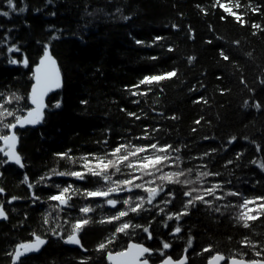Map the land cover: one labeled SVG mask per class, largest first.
Wrapping results in <instances>:
<instances>
[{
    "label": "trees",
    "instance_id": "16d2710c",
    "mask_svg": "<svg viewBox=\"0 0 264 264\" xmlns=\"http://www.w3.org/2000/svg\"><path fill=\"white\" fill-rule=\"evenodd\" d=\"M219 3L241 15L246 23L242 25L225 13L217 0H14L16 11L9 8L7 0H0V11L10 13L0 16V93L22 97L6 107L18 115L30 109L31 69L46 45L62 77V89L47 100L41 126L16 133L17 153L24 166L0 165V188L5 192L0 195V206L7 216L0 221V264H10L8 253L17 244L32 241L34 233L47 243L38 254L23 258L24 264H81L86 257L91 258L88 264H106V253L119 251L128 242L152 243L153 247L170 242V255L178 259L188 247L189 238L192 247L187 253L188 264H206L209 253H196L209 246L213 254L219 252L229 258L264 259L255 255L264 248V216L247 221L249 227L245 228V221L237 218L244 211L239 208L222 207L215 212L197 202L177 221L168 220L165 213L157 215L159 209L146 204L151 211L123 219L131 218L134 224L148 227L153 238L148 239V233L141 229H129L128 235L117 234L116 242L100 252L98 245L107 243L118 222L99 221L124 209L122 204L112 208L101 198L73 196L69 203L75 207L57 212L54 206L58 202L47 199L59 191L56 184L63 188L71 183L81 190L99 187L98 178L89 175L87 181H79L54 175L53 169L80 171L81 157L102 155L105 148H115L120 138L136 145L158 140L161 146L170 144L180 149L169 153L173 158L180 157L177 169L191 179L203 180L206 187L219 181L225 191L242 193L249 200L264 196V169L260 167L264 164V0ZM253 24L261 28H253ZM156 37L162 39L156 41ZM137 40L143 43L137 44ZM9 48L19 51L10 52ZM221 49L228 60L222 58ZM190 57H194L191 63ZM25 58L27 67L11 62ZM173 70L177 76L154 84L148 95L131 94L136 91L131 86L144 76ZM147 87L141 85L140 90ZM257 102L260 109L255 107ZM129 113H136L140 119ZM7 119L14 122L11 117ZM146 127L154 139H136L144 135ZM233 137L236 139L228 143ZM69 150L76 163L55 155ZM209 152L211 155H204ZM4 160L0 152V161ZM122 171L125 174L113 179H125L128 170ZM205 171L220 175H199ZM41 177L45 178L43 182ZM166 190L174 191L176 198L165 212H180L188 199L183 195L185 188L168 184ZM33 193L41 200L34 203ZM162 199L169 197L162 193L153 204L165 207L159 203ZM229 202L239 204L243 199L228 196L214 204ZM86 204H91L94 211L88 214L91 222L79 234L87 249L83 251L65 245L63 238L70 234L71 223L83 216L79 208ZM248 207L255 209L256 205ZM49 212L51 222L45 224ZM64 219L70 223L65 224ZM178 225L181 232L173 236ZM52 228L59 237L52 234ZM245 237L256 245L255 249L245 246Z\"/></svg>",
    "mask_w": 264,
    "mask_h": 264
},
{
    "label": "snow or ice",
    "instance_id": "6c2138e0",
    "mask_svg": "<svg viewBox=\"0 0 264 264\" xmlns=\"http://www.w3.org/2000/svg\"><path fill=\"white\" fill-rule=\"evenodd\" d=\"M7 4L12 11H16V6L14 4V0H7ZM217 6L225 13L232 15L235 17L236 21L241 23L242 25L246 23L241 15H238L236 12H233L232 9L224 3H219L217 0ZM237 8L240 7L239 3H237ZM19 11H24V9H19ZM256 11V9H253ZM10 13L8 11H0V16L8 17ZM124 19H129V17H124ZM221 19L223 20L224 17L222 16ZM173 27H176L173 25ZM253 28H261L260 25L253 24ZM255 34V33H254ZM162 39L161 37H156L155 40L159 41ZM137 44H142V41L137 40ZM211 43V41H209ZM236 43H239L238 41ZM172 51L171 48L168 49ZM9 51H19L17 48H9ZM220 54L224 60H228L229 57L224 53L223 49L220 50ZM152 59H157V57H153ZM194 57L189 58V63L192 62ZM12 63H23L25 67L29 66L28 60L25 58L23 61L12 60ZM177 76V72L175 70L164 72L162 74H152L146 75L136 85L131 86V88L136 89V91H132V95H148V93L153 91L152 86L154 84H159V82L171 79ZM221 79L222 77H217ZM34 79L36 83L32 86L31 94L29 99L31 103L36 107L34 109H29L26 115H18L16 112L6 105H11L14 102L18 103L22 97L16 95L15 93L10 94L9 96H5L4 93H0V141L3 142L4 148H0V152H3L4 156L7 157V160L0 161V165L7 164L9 162L15 163L20 167L24 165L21 162V156L17 153L16 143H17V134L14 131L15 129L23 128L26 125H36L41 122L43 118L42 113V103L41 98L44 95L45 89H50L51 86L59 87L60 86V74L59 70L56 67V61L50 55L48 47L45 46L43 56L40 59L39 64L36 66L34 70ZM241 83H244L241 80ZM264 84V81H261ZM141 85L148 86L144 90H140ZM195 90V86L193 88ZM162 91V89H161ZM199 103L200 100L195 101ZM86 103V102H82ZM134 103H139V101H134ZM247 101L245 104L247 105ZM59 107V104L56 105ZM255 107L257 109L261 108V105L257 102ZM130 116H134L136 119H140L136 113H129ZM13 118L14 122H8L7 118ZM175 119V117H172ZM199 124V121H196ZM5 130H7L8 134H5ZM196 129H193L195 131ZM153 131H159V129H154ZM136 139H145V140H153V136L149 133L147 127L145 128V132L143 136L136 137ZM236 138L233 137L229 140L228 143H232ZM121 142L117 144L115 148L107 149L105 148V152L102 155L98 154H88L87 156L81 157L82 160L81 169L80 171L77 170H70V171H57L53 169V174L57 176H71L74 177L76 180L79 181H87L88 176H92L98 178L96 183L99 184L95 190H81L79 188L74 187L73 184L69 183L66 187L61 188L60 184L54 185L59 191L56 194H51L48 196V201H55L58 202L57 205L54 206V210L57 212H64L66 209L74 208V204H70L69 201L73 199V196H82L84 199L89 198H101L104 203L112 208H117L118 203H123L125 206L124 209H118L115 215H110L108 217L102 218L99 222L100 223H109L112 224L114 222H118L115 227V232L112 234V237L108 238L107 243L101 242L98 247L97 251L104 252L107 250L108 244H112L116 242L117 234H129V229H141L143 232L148 233V239H152V233L149 231L148 227H144L139 224H134L132 219L129 218L128 220H124L123 218L129 217L130 214H135L139 216L142 212L151 211L150 208L146 207L145 205H153V207L158 208L157 215L161 213H165L167 215L168 220H177L179 221L182 216L188 215V209L190 207H196L197 202L207 205L215 212H220L221 208L227 207H234L239 208L241 211L238 214V219L245 221L243 226L245 228L249 227L247 221L257 220L259 217L264 216V196L254 197L253 199L249 200L243 197L242 193H238L233 190H224V185L222 182H215L212 184L211 187H191L189 190L184 191L183 195L188 199L184 202L183 209L180 212H165V209L168 205H171L175 198L176 194L172 190H166L168 184H179L182 186H189L193 184V181L188 179L181 180V177L185 176V172L180 169L175 172L171 173H164L163 169L165 167H171L173 163L176 164V167L179 168V164L177 163L180 160L179 156L173 158L169 153L171 152H179L180 149L173 148L172 145H163L159 144V141L144 144V145H136L133 144L131 141H125L124 138H120ZM104 145L108 144V141L105 140ZM258 150L259 146H258ZM216 149H212L211 152H215ZM211 152L205 153V156L211 155ZM60 159H70L73 163H76L75 157H72L69 152L65 153H57L55 154ZM90 157V158H89ZM239 158V156L237 157ZM171 162V163H170ZM228 164L233 163L232 161H228ZM202 167H206L202 165ZM260 167L264 169V164H260ZM123 169H127L126 178L125 179H113V177L117 176V174H125L123 173ZM191 172V169L188 170ZM157 173H160L157 176ZM202 177H210V176H219V173H212V172H201L199 174ZM156 177L161 181H165L166 183L156 184L155 187H145V185H152L155 184V180H147L144 181V177ZM50 178V177H49ZM27 176H25V180H27ZM45 178L41 177L40 180L43 182ZM143 181V183H136L135 181ZM103 181V183H100ZM230 183V182H229ZM29 188H32L33 185L29 184ZM48 186V185H45ZM134 189H142L144 192L148 193V196H140L137 195L135 197L128 196V198L121 200L119 197V193L121 192H128L132 193ZM4 190L0 188V192ZM220 193L219 195L217 193ZM161 193H164L165 196L169 197V199H162L159 201L160 204H163L165 207L160 208L159 204H153L156 200V197L160 196ZM195 193V195H194ZM207 197H212L211 200L206 199ZM228 196H240L243 199V203L233 204L229 202L228 204L216 206L214 201H222L225 200ZM17 199L13 197L12 200ZM41 200L39 196L33 193V202ZM138 201V202H137ZM259 201V203H258ZM11 203V201H9ZM250 204L256 205V208H249ZM103 207V204L100 205ZM50 207H53L50 205ZM94 209L91 204H86L79 208V212L83 214L80 218H77L74 223H71V231L70 234L66 236L64 239V243L70 245H77L82 250L87 251V249L83 248L81 243V239L79 234L82 232L84 226L88 225L91 220L88 217L90 212H93ZM255 212V214H253ZM222 214V213H221ZM52 213L49 212L44 217V223L49 224L50 217ZM0 218H7L6 213L2 206H0ZM56 219L59 218L55 217ZM65 224H69L70 221L68 219H64ZM62 227V225H59ZM165 227H168L167 222H165ZM52 234L57 235L59 237V233H57L56 228L51 229ZM181 232V227L178 225L173 230L172 235L175 236L176 234ZM34 240L32 242L27 243H19L16 245L14 251L12 253H8L11 257V264H24L23 257L33 252H38L43 245L46 244V240L41 238L40 235L33 234ZM245 246H251L253 249L256 248L255 244H252L250 240L245 237L243 241ZM188 247L184 249L185 255L180 257L179 259L173 260V258L164 250H167L171 247V243L167 241H162V249H158L162 256L165 258L162 261V264H188V249L192 247V239L189 238L187 241ZM214 249L209 246L202 249L201 252L196 253L197 255L203 256L204 253H209L207 257H205L207 264H219L220 261L226 260L229 264H246V262L241 259H236L234 256L229 258L225 255L215 252L213 254ZM145 254L151 256L153 254V250L145 247L141 244H128V250L117 252L115 253V264H149V259L145 257ZM255 255L257 257H264V248L260 251H256ZM107 258L109 261L114 260V256L112 252H107ZM90 257L83 258L81 260V264H88ZM247 264H264V259H252L247 262Z\"/></svg>",
    "mask_w": 264,
    "mask_h": 264
},
{
    "label": "water",
    "instance_id": "95a60500",
    "mask_svg": "<svg viewBox=\"0 0 264 264\" xmlns=\"http://www.w3.org/2000/svg\"><path fill=\"white\" fill-rule=\"evenodd\" d=\"M46 46L48 47V50H49V52H50V55L52 56L51 51H50V47H49L48 45H46ZM44 49H45V47H44ZM44 49H43V52H44ZM43 52H42L41 57L43 56ZM41 57L38 59L37 63H36V64L32 67V69H31L32 78H31V85H30L29 92H28V104H29V106H30V109H34V108L36 107L35 105H33V104L31 103V100L29 99V96H30V94H31L32 86L36 83V81H35V79H34V70H35L36 66L39 64ZM52 58L55 60V58H54L53 56H52ZM55 61H56V60H55ZM22 64H23V63H22ZM23 65H24V64H23ZM56 67H57L58 70H59V67H58L57 62H56ZM59 74H60V86H59V87H55V86L53 85V86L50 87V89H45V90H44V95H43L42 98H41V103H42V105H43V107H42L43 117H44V112H45V110H46V106H47V100L49 99V97H50L51 95L55 94L56 92H58V91H60V90L62 89V77H61L60 70H59ZM26 114H27V112H26L24 115H26ZM42 121H43V118H42L41 122L38 123V124H36V125H26V126L23 127V128H19V127H18V128L15 129L14 131L17 133L18 131H22V130H25V129H28V128H37V127H40L41 124H42ZM18 142H19V139H18V136H17V143H16V149H15L16 151H17V148H18ZM1 148H4V144H3V142H2ZM2 156H3V158H5V160H7V157L4 156L3 152H2ZM7 164H13V165H16L15 163H12V162H9V163H7ZM16 166L20 167L19 165H16ZM0 195H1V196H4V195H5V192H4V191H3V192H0ZM2 220H5V218H0V221H2ZM33 240H34V239H33ZM33 240H32V241H33ZM45 240H46V239H45ZM32 241H30V242H32ZM46 241H47V240H46ZM46 243H47V242H46ZM130 243L135 244V243H133V242H130ZM64 244L67 245V246H69V247H71V248L81 249V248H80L79 246H77V245H70V244H66V243H64ZM45 245H46V244H45ZM45 245H43V246L41 247V249H42ZM41 249H40L38 252H33V253H31V254L26 255L25 257H27V256H29V255H33V254H38V253L41 251ZM81 250H82V249H81ZM126 250H128V246H127ZM126 250H125V251H126ZM83 251H84V250H83ZM113 256H114V260H113V261H109L108 258H107L108 264H115V254H114V253H113ZM25 257H23V258H25ZM106 257H107V256H106ZM23 258H22V259H23ZM236 259H237V258H236ZM238 260H239V259H238ZM244 261H245L246 264H247L248 261H246V260H244ZM224 263L229 264V262L226 261V260H222V261L219 262V264H224ZM10 264H11V261H10ZM160 264H162V262H161ZM206 264H207V262H206Z\"/></svg>",
    "mask_w": 264,
    "mask_h": 264
},
{
    "label": "rangeland",
    "instance_id": "374dc122",
    "mask_svg": "<svg viewBox=\"0 0 264 264\" xmlns=\"http://www.w3.org/2000/svg\"><path fill=\"white\" fill-rule=\"evenodd\" d=\"M175 171H178V169H177V167H174L173 164H172L171 167H165L163 169V172L164 173H171V172H175ZM159 175H160V173H157V176H159ZM180 179L181 180L188 179V180L193 181V184L192 185H189L187 187L180 185L182 188H185L186 191L189 190V188H191V187H197V188L206 187V184H205V182L203 180H200V179H197V180L191 179L186 174H185L184 177H181ZM147 180H155V184H152V185H147L146 184L145 187H155L156 184L166 183L165 181H161V180L157 179L156 177H147V176L144 177V181H147ZM135 182L136 183H143V181H140V180L135 181ZM177 185H179V184H177ZM130 195L133 196V197H135L137 195L147 197L148 196V193L147 192H144L142 189H134V191L132 193H128V192H121V193H119V197H120L121 200L128 198V196H130ZM194 195H195V193H194ZM156 199H157V197H156ZM121 204H122L123 207H125L123 205V203H121Z\"/></svg>",
    "mask_w": 264,
    "mask_h": 264
},
{
    "label": "flooded vegetation",
    "instance_id": "af4514ba",
    "mask_svg": "<svg viewBox=\"0 0 264 264\" xmlns=\"http://www.w3.org/2000/svg\"><path fill=\"white\" fill-rule=\"evenodd\" d=\"M130 242H128L127 244H126V246L124 247V248H122L121 250H119V251H115V252H112V253H117V252H122V251H125L126 250V248H127V246H128V244H129ZM134 243V242H133ZM135 244H141V245H143V246H145V247H148V248H150V249H152L153 250V254L151 255V256H148V254H145V257H147L148 259H149V264H160L162 261H163V259L165 258L164 256H162L161 254H160V252L159 251H156V250H158V249H162V243H159L158 245H156L155 247H153L152 246V243H148V244H142V243H135ZM166 253H167V255H169V256H171L170 254H171V251H172V247H170L169 249H167V250H164ZM183 255H185V252L184 253H182V256ZM107 253H106V255H105V259H106V264H108V261H107ZM181 256V257H182ZM172 257V256H171ZM179 259V258H178ZM237 259H240V258H237ZM173 260H176V259H173ZM244 260V259H243ZM207 262V261H206ZM224 264H226V263H224Z\"/></svg>",
    "mask_w": 264,
    "mask_h": 264
}]
</instances>
